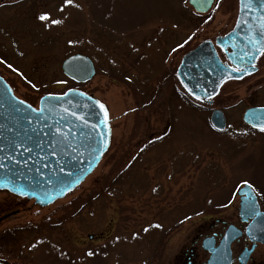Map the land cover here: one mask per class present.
Segmentation results:
<instances>
[{
  "label": "rangeland",
  "instance_id": "1",
  "mask_svg": "<svg viewBox=\"0 0 264 264\" xmlns=\"http://www.w3.org/2000/svg\"><path fill=\"white\" fill-rule=\"evenodd\" d=\"M236 14L237 0H214L206 13L188 0L0 4V75L14 93L36 106L43 94L74 87L103 100L111 117L107 151L64 197L38 206L0 190V258L173 264L210 212L234 219L243 181L264 202V131L241 119L245 108L264 106V58L254 74L224 83L209 106L187 98L171 75L182 53L225 34ZM75 53L95 67L84 83L60 67ZM213 108L224 113L221 132L210 124Z\"/></svg>",
  "mask_w": 264,
  "mask_h": 264
},
{
  "label": "water",
  "instance_id": "2",
  "mask_svg": "<svg viewBox=\"0 0 264 264\" xmlns=\"http://www.w3.org/2000/svg\"><path fill=\"white\" fill-rule=\"evenodd\" d=\"M212 2L188 0L197 12H206ZM244 3L250 7L242 8L238 0V15L232 30L214 40L225 52L226 62L221 61L210 40H204L183 55L176 76L193 98L198 96L197 100L211 103L225 81L239 80L256 70V57L264 49V7H261L264 0H244ZM237 68L239 71H235ZM61 70L75 82H85L95 74L90 58L79 53L64 58ZM242 120L252 127L264 124V106L246 108ZM210 123L217 130L224 129L225 119L220 109L211 111ZM109 142L108 108L93 94L70 88L60 94H44L35 107L17 98L0 77V190L47 206L64 197L93 171ZM238 194L241 215L244 216L247 205L257 213L246 228L247 235L264 242V213L257 211L252 189L244 185ZM231 229L226 232L221 248L226 246L227 256L228 244L235 236ZM217 257L215 252L210 260ZM245 258L243 254L242 262ZM0 264L11 263L0 259Z\"/></svg>",
  "mask_w": 264,
  "mask_h": 264
},
{
  "label": "flooded vegetation",
  "instance_id": "3",
  "mask_svg": "<svg viewBox=\"0 0 264 264\" xmlns=\"http://www.w3.org/2000/svg\"><path fill=\"white\" fill-rule=\"evenodd\" d=\"M20 1L22 0H0V4L4 2L15 4ZM215 37L216 36L209 39L214 42ZM199 43L200 42H198L197 44ZM195 46L191 47L190 49L194 48ZM216 52L220 59L225 60V53L217 46ZM262 58H264V52H261L256 58L255 66L257 67V69L259 66V60H261ZM175 70L173 71V73H171V75L175 74ZM254 193L256 195V201L258 205L257 209L258 211H262L264 213V202L260 201V198L255 190ZM239 203L240 198L238 196L236 208L234 212L231 213V215L234 217L233 220L228 219V214L224 215L221 210L210 212L207 215L205 221L197 226L195 234L181 244L180 249L174 256L175 258L173 264H241L239 257L243 252L247 251L248 253L244 264H264V243L259 241H252L245 233L247 224L254 217H256V213H253L251 211V206L247 205L244 207L245 218H243L240 214ZM230 227L232 228V232H238V235L234 237L229 244L230 261L228 263L224 258V250L220 249L219 247L226 231ZM215 252L218 254V257L213 261H208V259L210 258V254Z\"/></svg>",
  "mask_w": 264,
  "mask_h": 264
},
{
  "label": "snow or ice",
  "instance_id": "4",
  "mask_svg": "<svg viewBox=\"0 0 264 264\" xmlns=\"http://www.w3.org/2000/svg\"><path fill=\"white\" fill-rule=\"evenodd\" d=\"M72 2V0H65V3L66 4H69V3H71ZM241 6H242V8H248V7H250V5L249 4H247V3H244V0H241ZM261 7H264V4H262L261 5ZM39 19L40 20H47L48 19V16H47V14H42L40 17H39ZM53 23H58V21H53ZM262 51H264V49H262ZM9 67H11V65H9ZM235 71H239V69L237 68V69H235ZM200 97H196V99H199ZM21 103H23V101H21ZM97 103H99V102H97ZM100 107H101V109L103 110V105L101 104L100 105ZM73 115H75L74 113H73ZM77 118H79V117H77ZM105 119H107V114H105ZM259 127V130L260 131H264V124H260V125H254V127ZM57 131H59V130H57ZM19 146V145H18ZM25 151H27V149H25ZM243 184H245V185H247L249 188H251L252 186L250 185V184H248V182L247 181H243L242 182ZM145 231H147V229H145ZM89 255H91L92 253H88Z\"/></svg>",
  "mask_w": 264,
  "mask_h": 264
}]
</instances>
